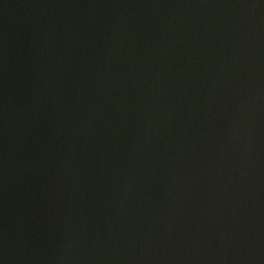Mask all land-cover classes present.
Listing matches in <instances>:
<instances>
[{
  "label": "water",
  "instance_id": "obj_1",
  "mask_svg": "<svg viewBox=\"0 0 264 264\" xmlns=\"http://www.w3.org/2000/svg\"><path fill=\"white\" fill-rule=\"evenodd\" d=\"M0 264H264V0H0Z\"/></svg>",
  "mask_w": 264,
  "mask_h": 264
}]
</instances>
